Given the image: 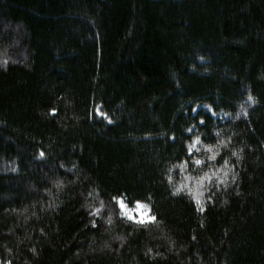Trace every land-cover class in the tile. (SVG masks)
<instances>
[{"label":"trees","instance_id":"1","mask_svg":"<svg viewBox=\"0 0 264 264\" xmlns=\"http://www.w3.org/2000/svg\"><path fill=\"white\" fill-rule=\"evenodd\" d=\"M0 264H264V0H0Z\"/></svg>","mask_w":264,"mask_h":264},{"label":"snow or ice","instance_id":"2","mask_svg":"<svg viewBox=\"0 0 264 264\" xmlns=\"http://www.w3.org/2000/svg\"><path fill=\"white\" fill-rule=\"evenodd\" d=\"M55 111L54 109L52 110ZM97 114H102L97 110ZM43 155V153H41ZM189 156L192 155V150H189ZM196 165H200L202 163L201 160L196 159L194 161ZM116 204L121 208L124 212V215L127 219L132 220L136 223L144 224L153 222L156 217L151 214V209L148 208L147 211L145 210L146 205L141 200H134L129 201L126 197H114ZM135 205V207H133ZM127 209V211H125Z\"/></svg>","mask_w":264,"mask_h":264},{"label":"rangeland","instance_id":"3","mask_svg":"<svg viewBox=\"0 0 264 264\" xmlns=\"http://www.w3.org/2000/svg\"><path fill=\"white\" fill-rule=\"evenodd\" d=\"M214 117H216V116H214ZM218 118V117H217ZM221 119V118H220ZM195 143H196V140L194 141ZM204 149H202V151H203ZM133 207H135V205H133ZM118 208H119V210H120V213H121V216L123 217V218H125L126 219V216L124 215V212L121 210V208L118 206ZM147 209H148V207L146 206V208H145V210L147 211ZM125 211H127V209L125 210ZM132 221V220H131Z\"/></svg>","mask_w":264,"mask_h":264}]
</instances>
